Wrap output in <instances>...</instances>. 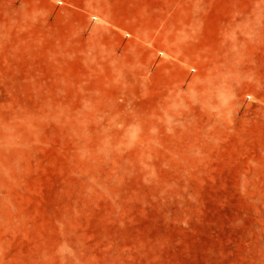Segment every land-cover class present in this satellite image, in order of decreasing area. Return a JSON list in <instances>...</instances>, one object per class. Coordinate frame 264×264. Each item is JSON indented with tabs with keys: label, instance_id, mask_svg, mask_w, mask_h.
<instances>
[{
	"label": "rangeland",
	"instance_id": "1",
	"mask_svg": "<svg viewBox=\"0 0 264 264\" xmlns=\"http://www.w3.org/2000/svg\"><path fill=\"white\" fill-rule=\"evenodd\" d=\"M0 264H264V0H0Z\"/></svg>",
	"mask_w": 264,
	"mask_h": 264
}]
</instances>
